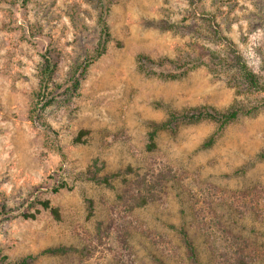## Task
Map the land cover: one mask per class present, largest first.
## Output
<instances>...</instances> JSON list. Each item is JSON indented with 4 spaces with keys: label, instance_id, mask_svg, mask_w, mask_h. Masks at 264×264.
Segmentation results:
<instances>
[{
    "label": "rangeland",
    "instance_id": "rangeland-1",
    "mask_svg": "<svg viewBox=\"0 0 264 264\" xmlns=\"http://www.w3.org/2000/svg\"><path fill=\"white\" fill-rule=\"evenodd\" d=\"M102 1L0 0V264H187L182 227L203 264H236L235 237L264 264V91L238 92L208 55L220 49L211 22L264 74V0ZM101 13L108 49L85 70ZM47 58L55 69L42 90ZM235 102L252 112L222 131L213 120L169 123ZM95 159L102 173L123 172L111 186L87 177ZM139 179L158 199L132 208ZM55 246L75 249L44 253Z\"/></svg>",
    "mask_w": 264,
    "mask_h": 264
},
{
    "label": "trees",
    "instance_id": "trees-1",
    "mask_svg": "<svg viewBox=\"0 0 264 264\" xmlns=\"http://www.w3.org/2000/svg\"><path fill=\"white\" fill-rule=\"evenodd\" d=\"M18 1V0H17ZM22 3H26L27 0H21ZM106 1V0H103ZM102 1V4L104 2ZM108 1V0H107ZM104 10V9H102ZM209 21V19H207ZM99 21L101 25L99 38H98V46L97 50L95 51L96 54L90 55L86 57L81 65L80 68H84L85 70L88 66L93 63L97 58L101 57L103 54L107 52L108 49V42L110 40V31L107 25V21L105 19L104 14L101 13L99 16ZM160 28L163 29H172L174 28L173 24L166 23L165 25H160ZM209 27L211 28V33L213 37L218 39L220 49L218 50H210L209 59L211 60L212 64L215 67H219L225 73L229 72V78L231 81V85L237 89L238 92L242 93H255V92H262L264 91V74H261L254 70L243 58V56L239 53L236 49L233 41H231L228 37L221 35L219 30L213 26L210 22ZM141 59H145V57H140ZM151 60V59H149ZM152 61V60H151ZM150 61V62H151ZM55 64L47 58V64L44 67L42 72V90H45L49 86V81L52 80L54 75ZM169 76L176 77V73H170ZM77 78V77H76ZM75 85H79L78 79L74 81ZM236 103V102H235ZM264 106V101L260 102ZM260 107V106H259ZM252 112L251 109L240 105L238 103L233 104L231 108L225 111H218L214 110L213 112L209 111L208 109L199 110L197 113H193L188 115L186 111L182 112L181 114L171 113L172 120H169L170 125L174 122L184 121V122H200L203 120H213L218 124V131H222L228 124L237 120L242 114H248ZM167 123V124H169ZM158 128H154L149 133V144L148 148L153 151L156 149V137L158 134ZM89 131L86 129H82L79 134L75 137V142H84L83 136L88 134ZM215 141L214 137L207 142V145H212ZM104 169L103 164H99L98 159L93 161L91 167H89L87 171V177L98 184H104L107 186L112 185V181L121 176L123 173L122 171H116L113 173H102ZM129 172H132L133 169L130 167L128 169ZM153 184H150L146 179H139L135 182L134 190L127 193V197L131 201V207H144L152 201L158 199L155 189H153ZM88 203L89 215L92 216L94 214V201L91 198H86ZM38 205L42 208L49 210L53 217L57 220L61 218L60 209L58 206L52 204L50 199H42L36 201ZM40 208H37L35 212H27L23 214V216L28 219L32 218L35 219L40 213ZM5 213L4 207L0 206V215ZM173 227V226H172ZM225 232V231H223ZM229 232L227 231V234ZM178 235L180 237V246L184 248V254L186 255V262L187 264H203L198 247L190 236L189 232L186 228L182 227L178 229ZM232 235L225 236L226 240L232 239ZM232 245L234 244V252L235 254L234 260L236 264H251V260L255 258L256 251L253 250V245H250L248 240L243 238H233ZM237 247V248H236ZM74 247L69 246H55L49 247L44 250V253L48 254H66L71 250H74ZM1 255V253H0ZM2 260H6L8 256L3 255ZM249 258V259H248ZM33 259L32 255H28L21 261L14 262V264H33L31 262Z\"/></svg>",
    "mask_w": 264,
    "mask_h": 264
}]
</instances>
